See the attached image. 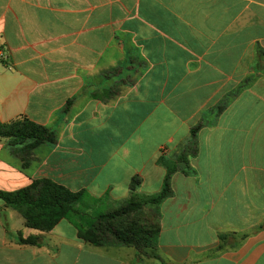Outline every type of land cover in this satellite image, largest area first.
<instances>
[{"label": "crops", "instance_id": "0c3cea01", "mask_svg": "<svg viewBox=\"0 0 264 264\" xmlns=\"http://www.w3.org/2000/svg\"><path fill=\"white\" fill-rule=\"evenodd\" d=\"M20 116L57 142L0 138V192L50 178L109 211L188 160L156 248L42 233L0 198V264H264V0H0V122Z\"/></svg>", "mask_w": 264, "mask_h": 264}, {"label": "trees", "instance_id": "16d2710c", "mask_svg": "<svg viewBox=\"0 0 264 264\" xmlns=\"http://www.w3.org/2000/svg\"><path fill=\"white\" fill-rule=\"evenodd\" d=\"M201 127L200 124L192 129L191 138H194ZM0 138L9 139L13 147L29 141V146L22 149L23 160L28 157L29 150L42 144L57 142L53 130L24 116L9 123L0 122ZM176 160L186 164L188 159L183 153ZM175 162L171 164V161L164 157L158 160L159 164L167 168L159 192L139 193L141 178L134 176L131 182L130 197L121 201L116 209L100 214L93 213L94 208L107 199L106 197L94 198L90 206L91 211L81 210L84 198L90 195L85 190L73 192L50 178L35 179L29 186L13 192H0V198L7 206L19 211L29 228L47 233L60 220L69 219L78 229L79 237L83 241L95 246L134 247L140 255L146 249L157 247L161 224L157 212L150 208L161 204L172 195L171 180L177 171ZM20 242L38 245L40 237L20 238Z\"/></svg>", "mask_w": 264, "mask_h": 264}, {"label": "rangeland", "instance_id": "374dc122", "mask_svg": "<svg viewBox=\"0 0 264 264\" xmlns=\"http://www.w3.org/2000/svg\"><path fill=\"white\" fill-rule=\"evenodd\" d=\"M171 164H173V162ZM157 185H158V182L156 181L153 185H150L148 188L152 189V188L157 187ZM93 199H94L93 195L87 196L86 198H84L83 203L80 207L81 210L90 211V206H91V203H93ZM113 205L114 203H112L110 198L104 199L103 201L99 203V206L97 208H94L93 213L100 214V213L106 212L107 209L112 207Z\"/></svg>", "mask_w": 264, "mask_h": 264}]
</instances>
